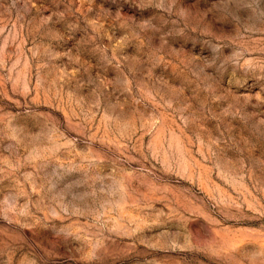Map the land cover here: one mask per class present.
Wrapping results in <instances>:
<instances>
[{
  "label": "rangeland",
  "instance_id": "obj_1",
  "mask_svg": "<svg viewBox=\"0 0 264 264\" xmlns=\"http://www.w3.org/2000/svg\"><path fill=\"white\" fill-rule=\"evenodd\" d=\"M0 264H264V0H0Z\"/></svg>",
  "mask_w": 264,
  "mask_h": 264
}]
</instances>
